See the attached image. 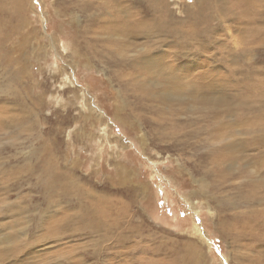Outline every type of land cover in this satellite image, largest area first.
I'll list each match as a JSON object with an SVG mask.
<instances>
[{"label":"rangeland","instance_id":"1","mask_svg":"<svg viewBox=\"0 0 264 264\" xmlns=\"http://www.w3.org/2000/svg\"><path fill=\"white\" fill-rule=\"evenodd\" d=\"M106 1L0 0V264H264V0Z\"/></svg>","mask_w":264,"mask_h":264},{"label":"bare ground","instance_id":"2","mask_svg":"<svg viewBox=\"0 0 264 264\" xmlns=\"http://www.w3.org/2000/svg\"><path fill=\"white\" fill-rule=\"evenodd\" d=\"M115 1V0H114ZM117 2H119L120 4H123L124 6L126 5V4H131V3H133V1L132 0H116ZM128 2V3H127ZM201 2H203V0L201 1ZM210 2H212L211 0L206 4V5H204L203 7H202V11L201 12H199L198 13V15H200V16H198V15H196V21L197 22H200L201 21V19H202V17H206V16H211L212 14H213V10L215 9V8H218V10H219V12L221 13V14H223V15H229V14H236V13H234V12H232V9L230 8V6H224L226 3H227V1L225 2V0H214L213 1V4H211L210 5ZM225 2V3H224ZM141 3H142V1H141ZM204 3H205V0H204ZM104 4H109L106 0H104ZM106 6V5H105ZM115 6V5H114ZM122 8H124V7H122ZM118 9H120V8H118ZM234 16V15H233ZM201 17V18H200ZM213 17V16H212ZM236 17V16H235ZM131 20H126L125 21V23H124V33L126 34V36L127 37H129V38H131L130 36H137L136 34V30L138 29V27L141 25H143L142 24V18H139V19H137V26L135 27L134 26V22L135 21H133V22H130ZM129 22H130V25L129 26H127V24H129ZM134 27L136 28V29H134ZM144 30V29H143ZM200 31H201V29H200ZM146 32V31H145ZM209 32V31H208ZM136 33V34H135ZM135 34V35H134ZM144 34V33H143ZM185 41L187 40L186 38L184 39ZM143 61H146V62H150L151 61V58H141ZM144 65H145V63H144ZM146 66H149V65H146ZM152 69V68H151ZM163 69V68H162ZM172 71H174V70H172L171 69V71H170V73L169 72H163V75H164V77L167 79V78H170V77H172V78H175L174 76H173V72ZM176 79V78H175ZM171 80V79H170ZM193 221V220H192ZM218 221V220H217ZM264 221V220H263ZM258 222V221H257ZM241 223V222H240ZM194 223L192 222V225H193ZM242 224V223H241ZM245 224V223H244ZM194 225H196V224H194ZM249 225V224H248ZM254 225V224H253ZM259 225L261 226L262 225V223H259ZM242 226V225H241ZM255 226V225H254ZM191 227H193V226H191ZM195 227V226H194ZM197 227H199V226H196L195 227V229H196V231L199 233L198 235L199 236H201L200 237V239L201 240H203V242H204V235H203V232L201 231V230H199V229H197ZM192 229V228H191ZM241 230H243V229H241ZM253 231H257L256 229H254L253 228ZM248 232V231H247ZM240 234H242V233H240ZM259 235V233L258 234H254V236L255 237H257ZM192 236V235H191ZM237 236V234L235 235V237ZM253 236V235H252ZM197 237V236H196ZM241 237V236H240ZM253 239V238H252ZM251 239V240H252ZM256 239V238H255ZM260 239V238H259ZM261 239H262V237H261ZM190 240V239H189ZM254 241V240H253ZM259 242H260V240H259ZM254 243V242H253ZM258 244H260V243H258ZM255 245H257L256 243H255ZM254 245V246H255ZM192 246H194V245H192ZM257 248V247H256ZM135 251V250H134ZM85 254V253H84ZM94 255V254H93ZM95 255H97V254H95ZM81 256V255H80ZM103 256V255H102ZM106 256V255H105ZM197 256V255H196ZM228 263H229V261H228ZM230 264V263H229Z\"/></svg>","mask_w":264,"mask_h":264}]
</instances>
